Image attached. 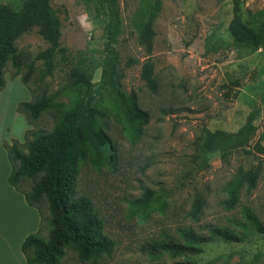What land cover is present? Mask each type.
I'll use <instances>...</instances> for the list:
<instances>
[{
    "label": "rangeland",
    "instance_id": "374dc122",
    "mask_svg": "<svg viewBox=\"0 0 264 264\" xmlns=\"http://www.w3.org/2000/svg\"><path fill=\"white\" fill-rule=\"evenodd\" d=\"M25 2L37 19L42 16L45 3L57 12L61 45L69 56V61H64L58 55L52 75L43 77L44 62L35 58L49 45L40 35V26L16 42L25 65L18 76L12 64L7 65L0 110L2 116L12 119V109L16 108V128L7 130L27 154L28 143L37 133L50 132L60 111L46 110L32 125L26 115L17 112L18 104L39 99L43 92L58 95L71 83V71L79 58L87 57L89 68L94 67L105 48L106 20L98 14L94 0H0V7L20 10ZM148 2L118 0L123 33L116 50L121 58L120 89L127 96H137L140 108L149 112L150 122L142 138L132 142L112 114L111 98L105 96L101 110L107 114L104 122L112 144V164L94 167L84 159L78 165L75 197L89 200L93 213L103 224L104 235L113 244L111 255L98 261L264 264V50L238 47L229 35L233 0H162L154 22L152 55L159 90L152 93L141 79L142 65L149 56L138 42L136 28V16ZM241 2L245 21L255 23L259 12H264V0ZM129 60L136 63L127 67ZM31 64L35 71L29 81L30 91L22 77ZM100 77L101 70H95L93 82ZM73 93L66 91L54 102L68 105ZM252 112H256L257 130L248 146L236 150L227 162L221 160L219 152H203L204 129L237 132ZM240 169L256 170L259 177L256 187L245 186L238 194L237 204L229 207L227 186ZM40 177L37 174L24 178L17 185L31 193ZM147 188L155 192L153 214L149 220H141L134 215L130 201ZM197 196L204 206L197 217H192L190 211ZM39 204L45 215L41 237L49 240V205L45 197ZM248 213L252 220H248ZM217 228L242 236L244 241L212 237L211 230ZM186 230L211 238L202 245L201 253L174 258L152 256L142 250L148 242L168 238L186 243L182 237ZM59 264H82L73 244L66 245Z\"/></svg>",
    "mask_w": 264,
    "mask_h": 264
},
{
    "label": "trees",
    "instance_id": "16d2710c",
    "mask_svg": "<svg viewBox=\"0 0 264 264\" xmlns=\"http://www.w3.org/2000/svg\"><path fill=\"white\" fill-rule=\"evenodd\" d=\"M25 2L20 10H12L8 6L0 7V90L6 86L5 69L9 63L17 71V76L24 67V57L19 52L16 42L24 34L40 26V35L48 43V48L40 52L35 61L44 62L43 77L51 76L55 70L58 55L69 61L68 50L61 45V21L57 12L48 3L44 4L43 14L37 19ZM96 10L106 20L104 28L105 48L100 60L89 68L87 57L74 63L70 84L60 92L72 91L70 104L55 103V97L43 92L39 99L20 102L17 112L24 114L30 124L40 118L49 109L60 111L57 123L50 132L37 133L28 143V153L22 152L21 145L13 141L4 143L11 164L12 173L9 183L17 191L24 193L30 206L37 208L42 217V227L38 233L30 235L22 245L27 264H59L66 245L73 244L82 264L94 260L92 264H106L98 259L111 255L112 242L103 233L101 220L93 213L91 203L85 197L76 198L74 187L78 175L80 160L87 159L94 167H107L112 164V144L105 130L104 118L107 115L101 110L105 96L111 98V111L115 119L123 125L124 131L132 142L139 141L150 122L148 111L140 108L136 95L127 96L121 89L118 79L121 78L119 65L121 58L116 50L119 37L123 33L118 0H94ZM162 0H149L136 16L138 42L148 54L143 63L141 79L146 88L157 93L159 82L156 78L155 63L152 55L156 37L154 22L161 11ZM253 24L245 21L241 0H233V19L228 32L238 47L252 51L264 50V12H259ZM136 63L129 60L127 67ZM101 70L98 82H93L95 70ZM35 71L33 64L22 77L24 85L31 91L29 81ZM256 112H252L246 123L237 132L225 130L211 131L204 129L202 150L205 153L219 152L221 160L227 162L233 153L249 145L256 133ZM37 174L41 177L27 193L18 187V182ZM256 170L240 169L227 186L229 207L238 202V194L245 186L255 188L258 180ZM45 197L50 210L49 240L41 237L45 223V215L39 201ZM155 192L149 188L143 194L130 201L134 215L141 220H149L153 214ZM204 202L197 196L190 215L197 217L203 210ZM248 220L252 215L248 213ZM212 237H222L227 241L243 242L244 237L223 229H212ZM186 243L168 238L151 241L142 250L149 255H169L174 258H188L201 253L202 245L211 238L198 235L193 230L182 232ZM173 264H195V262H175Z\"/></svg>",
    "mask_w": 264,
    "mask_h": 264
},
{
    "label": "crops",
    "instance_id": "0c3cea01",
    "mask_svg": "<svg viewBox=\"0 0 264 264\" xmlns=\"http://www.w3.org/2000/svg\"><path fill=\"white\" fill-rule=\"evenodd\" d=\"M12 110V119L2 116L0 110V264H27L22 245L39 232L42 217L37 208L28 204L24 193L9 183L12 164L4 143L11 145L15 141L7 127L16 128L19 117L16 108Z\"/></svg>",
    "mask_w": 264,
    "mask_h": 264
},
{
    "label": "clouds",
    "instance_id": "9594fccd",
    "mask_svg": "<svg viewBox=\"0 0 264 264\" xmlns=\"http://www.w3.org/2000/svg\"><path fill=\"white\" fill-rule=\"evenodd\" d=\"M82 23H83V20H82Z\"/></svg>",
    "mask_w": 264,
    "mask_h": 264
}]
</instances>
